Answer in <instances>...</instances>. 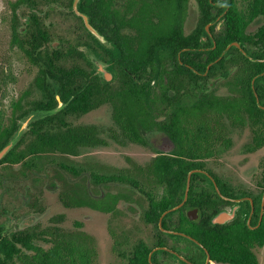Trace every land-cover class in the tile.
I'll list each match as a JSON object with an SVG mask.
<instances>
[{
    "label": "flooded vegetation",
    "instance_id": "flooded-vegetation-1",
    "mask_svg": "<svg viewBox=\"0 0 264 264\" xmlns=\"http://www.w3.org/2000/svg\"><path fill=\"white\" fill-rule=\"evenodd\" d=\"M257 2L26 0L13 8L15 47L36 67L17 40L34 44L42 33L38 53L58 50L79 97L97 86L115 95L131 75L157 97L153 114L120 117L112 102L67 112L75 95L58 99L65 122L93 139L76 154L50 153L38 165H26L30 158L0 164L15 172L9 179L0 174V241L16 250L8 262L207 264V250L189 234L192 222L205 219L217 228L241 219L251 230L261 226L264 68L257 64L264 63V13L251 21ZM56 25L62 36H54ZM132 56L158 61L134 65ZM29 91L18 115L38 112L39 93ZM200 97L207 104L203 116L193 113ZM103 108L111 113L108 125L104 118L74 124ZM13 112L14 106L11 119ZM157 166L174 170L177 179L150 178ZM46 195L57 196L64 210L50 215ZM223 211L235 218L213 225Z\"/></svg>",
    "mask_w": 264,
    "mask_h": 264
},
{
    "label": "trees",
    "instance_id": "trees-1",
    "mask_svg": "<svg viewBox=\"0 0 264 264\" xmlns=\"http://www.w3.org/2000/svg\"><path fill=\"white\" fill-rule=\"evenodd\" d=\"M26 0H20L15 2L12 7L14 8L18 4L23 3ZM258 4V5H257ZM251 12H254L251 21L260 13H264V0H258ZM17 17H15V20ZM248 23L245 24V26ZM41 37L35 36V43H24L18 39L20 46L26 53L28 58L40 68V74L37 76L33 87L39 93L38 97L41 102L34 103V109L38 112H52L59 108L58 97L61 101H69L72 95L75 98L71 100L67 112L77 110L84 106L85 111L92 108H96L98 105L112 102L115 106V116H135V115H150L155 112V100L157 95L152 97V93L146 87V91L140 88L133 75L126 76L121 90L115 95L105 88L102 89L97 86L94 92L90 94H82L79 97V93L76 90V86L73 83L72 86L66 79L65 72L61 69L60 58L58 50L46 51L44 53H38V49L41 47ZM132 63L139 64H153L158 60L156 58H145L144 56L135 57L132 56ZM200 60V64H201ZM257 66L264 68V63L259 62ZM204 68H206L204 66ZM75 75V74H74ZM73 75V76H74ZM69 92L70 95H66ZM77 93V94H76ZM180 94L181 92L178 91ZM37 96V95H35ZM30 91L25 92L21 100L14 105L13 117L9 126L0 129V153L12 142L14 137L20 130L19 119H27L30 115L27 112L18 115L17 111H22L24 108V99H29ZM169 97V96H168ZM36 98V97H35ZM38 99V98H36ZM28 101V100H27ZM29 102H26L28 104ZM207 104L203 97L196 98L194 102L193 113L197 116H203L206 111ZM65 111V112H66ZM188 113V112H187ZM27 115V117H25ZM119 124H127L124 120L118 119ZM134 123V122H132ZM126 130V128H124ZM134 130L131 128V131ZM90 133L87 129L82 127H70L65 122L63 108L55 114L48 115L42 119H38L29 126V131L20 139V141L11 149V151L0 161V164L5 161L12 163L21 162L28 158L29 161L26 165H38L46 155L50 153H77V146L89 138ZM37 163H34L35 161ZM180 174V172H178ZM150 178L155 181H172L177 179L176 173L172 169H164L160 166L152 168L150 171ZM180 178L182 176L180 175ZM176 186L170 183L168 189L169 194L173 199L179 196L173 194L172 189ZM182 190L185 188V184L180 186ZM158 219H156L157 223ZM188 221V220H187ZM193 226L191 234L204 248L210 253L213 261L221 264H260L258 256L255 252L256 249H264V219L261 226L256 230H251L243 224L241 219L236 221L233 225L212 227L206 223L204 219L200 224L197 222L191 223ZM15 249L13 245L5 240L0 241V264H18V262H8L14 257ZM206 254L204 253V257ZM29 264H49V262H28ZM52 264H59V262H52Z\"/></svg>",
    "mask_w": 264,
    "mask_h": 264
},
{
    "label": "rangeland",
    "instance_id": "rangeland-1",
    "mask_svg": "<svg viewBox=\"0 0 264 264\" xmlns=\"http://www.w3.org/2000/svg\"><path fill=\"white\" fill-rule=\"evenodd\" d=\"M17 0H0V129L7 127L10 124L13 106L17 103L19 98L24 96L25 92L32 89L35 78L39 74V68L33 66V64L27 61L24 53L19 51L14 45V33H13V7L12 5ZM22 14H27V9L21 10ZM62 27V26H61ZM53 34L55 37L63 35V29L59 28L58 25L53 27ZM110 111L107 108L100 109L98 112L91 114V116L85 118V120H80L75 122V125H85L98 122V119H105L106 125L109 123ZM45 117V113L36 112L31 113L27 118L30 122H35L38 119ZM28 120V121H29ZM27 121L20 123V129L25 128V132L28 131ZM30 126V125H29ZM20 131V130H19ZM18 134V133H17ZM90 157V155H87ZM122 159L123 155L118 156ZM264 158V151L259 154V161L261 162ZM74 164L78 159H73ZM3 172L0 168V174ZM4 176L8 179L10 175H15L12 170H7L3 172ZM3 188L0 186V194ZM47 205L51 207L50 215L58 214L64 209L55 200L57 196H50L52 200H48ZM47 207V208H48ZM85 214H90V212H85ZM74 216H78L74 214ZM73 216V217H74ZM79 217V216H78ZM89 223H87L88 226ZM260 264H264V249L255 250ZM219 264V263H215Z\"/></svg>",
    "mask_w": 264,
    "mask_h": 264
},
{
    "label": "water",
    "instance_id": "water-1",
    "mask_svg": "<svg viewBox=\"0 0 264 264\" xmlns=\"http://www.w3.org/2000/svg\"><path fill=\"white\" fill-rule=\"evenodd\" d=\"M108 80H110V78H108ZM58 99H60V97H58ZM63 108L62 103H60V106L57 110L52 111V112H47L45 113V117L51 114H55L56 112H58L59 110H61ZM30 119V118H29ZM29 119H25L24 121H27V126L29 127V125L33 122H30ZM29 120V121H28ZM25 128H21L20 131L18 132V134L14 137V139L12 140V142L10 144L7 145V147L5 149H3V151L0 153V161L11 151V149L20 141V139L25 135ZM190 184H191V176L189 178L188 181V188H187V196L190 190ZM186 201V200H185ZM197 212H193L190 215V219L191 220H196L197 219ZM235 218V214H230L228 211H223L221 213H219L214 219H213V225H219V224H226L228 221L233 220ZM208 254V258H207V264L210 263L211 261V256L209 254V252L207 251Z\"/></svg>",
    "mask_w": 264,
    "mask_h": 264
}]
</instances>
